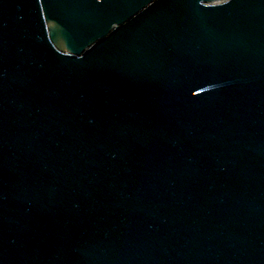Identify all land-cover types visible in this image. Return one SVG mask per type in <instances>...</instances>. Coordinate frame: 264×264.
<instances>
[{"label": "water", "instance_id": "obj_1", "mask_svg": "<svg viewBox=\"0 0 264 264\" xmlns=\"http://www.w3.org/2000/svg\"><path fill=\"white\" fill-rule=\"evenodd\" d=\"M0 264H264V0H0Z\"/></svg>", "mask_w": 264, "mask_h": 264}]
</instances>
